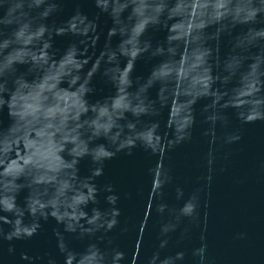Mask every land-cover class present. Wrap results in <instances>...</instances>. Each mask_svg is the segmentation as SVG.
Listing matches in <instances>:
<instances>
[{
	"label": "water",
	"instance_id": "obj_1",
	"mask_svg": "<svg viewBox=\"0 0 264 264\" xmlns=\"http://www.w3.org/2000/svg\"><path fill=\"white\" fill-rule=\"evenodd\" d=\"M0 264H264V0H0Z\"/></svg>",
	"mask_w": 264,
	"mask_h": 264
}]
</instances>
